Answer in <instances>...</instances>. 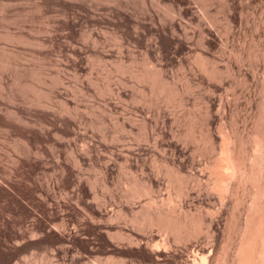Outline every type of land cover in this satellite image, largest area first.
Instances as JSON below:
<instances>
[{
  "label": "rangeland",
  "instance_id": "374dc122",
  "mask_svg": "<svg viewBox=\"0 0 264 264\" xmlns=\"http://www.w3.org/2000/svg\"><path fill=\"white\" fill-rule=\"evenodd\" d=\"M263 190L264 0H0V264H235Z\"/></svg>",
  "mask_w": 264,
  "mask_h": 264
},
{
  "label": "bare ground",
  "instance_id": "6f19581e",
  "mask_svg": "<svg viewBox=\"0 0 264 264\" xmlns=\"http://www.w3.org/2000/svg\"><path fill=\"white\" fill-rule=\"evenodd\" d=\"M257 142H256V144H258ZM223 147H224V145H223ZM226 149L227 148H225V151H226ZM228 149H227V151H228ZM233 152H235V148L232 149L228 154H227V152H224V159H223L224 161L222 160V163L225 162V160H226V162L223 164L224 165V168H222L223 165L222 166H219V164L221 162H218V166L219 167L216 165V167H217L216 170L219 168L218 170H222V169H226L227 170L228 169L230 171V172L224 171L225 172V174H224V172L222 170L221 172H223V174H221V177L219 179L217 177L218 175L216 176L218 180L217 179L215 180L216 181L215 182L216 184L215 185L213 184V187H215L216 189H218L217 191H218L219 195H221L222 191L226 188L225 187L223 189V186H226L227 184H229V183H227L228 181L225 179V177H228L229 175L228 176H226V175L228 173H231L233 175V177H234L235 174L238 176L237 173L242 172V171L239 172V166L241 165V163H242L241 161L242 160L241 161L240 160L238 161L237 160V157H235L236 155H234ZM225 153L227 154L226 159H225V156H226ZM236 154L238 155V153H236ZM75 158L78 161L79 158L78 159H77V157H75ZM237 162H240V165ZM220 167H221V169H220ZM218 172L219 171H217L216 173H218ZM222 175H224V177H222ZM240 176H242V175H240ZM230 177H232V176H230ZM224 179H225V181L227 183L226 185H224V183H223ZM228 180H229V178H228ZM230 181H231V179H230ZM217 182L219 184H217ZM213 183H214V180H213ZM93 184H92V186L95 187ZM221 184H223V185H221ZM221 189H223V190L221 192H219ZM94 191H92V194H93ZM257 191L259 192V190H257ZM257 191H256V193H257ZM93 197H95V196H93ZM167 198H169V196ZM255 200H257V199H255ZM254 201H253V203H254ZM167 202H169V201H167ZM255 202H257V201H255ZM253 203L250 206L252 208L251 211H249L246 214V216H245L244 226H243V229L241 230L242 231V234H241V236H240V238L238 240V243H237V254H236V257H235V260H234V263L235 264H264V214L259 211L260 209H262L261 206H259L258 204L255 205ZM149 217H150V223H152V224H158L163 229H166L169 226H171V228L173 227V228L177 229L179 227V225H180V221H179V219H178V217L176 215H174L173 213H170V211L168 212V211H166V210H164V209H162L161 207H158V206H155L154 209L151 212H149ZM195 228H197V227L195 226L193 228V230H194L193 233H195V231H198ZM197 229H200V227L197 228ZM189 230H192V229H189ZM228 236H230V235H228ZM226 239H228V238H226ZM156 249H157V247L156 248L154 247L153 249H150V252H151L150 255H153V254L157 253L156 252ZM164 250L166 251V249H164ZM193 254H195V253H193ZM206 254H204V251L201 250L200 252H197V254H195V256L193 258L187 259V262H188V264H206V260L208 259V258L206 259V257H207Z\"/></svg>",
  "mask_w": 264,
  "mask_h": 264
}]
</instances>
